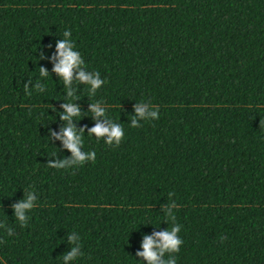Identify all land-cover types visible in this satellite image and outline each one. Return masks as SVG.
I'll use <instances>...</instances> for the list:
<instances>
[{"label":"trees","instance_id":"obj_1","mask_svg":"<svg viewBox=\"0 0 264 264\" xmlns=\"http://www.w3.org/2000/svg\"><path fill=\"white\" fill-rule=\"evenodd\" d=\"M66 30L84 61L67 87ZM67 102L94 161L51 135ZM97 122L122 126L119 145L89 135ZM174 224L165 260L264 264V0H0V264H148L143 238Z\"/></svg>","mask_w":264,"mask_h":264},{"label":"clouds","instance_id":"obj_2","mask_svg":"<svg viewBox=\"0 0 264 264\" xmlns=\"http://www.w3.org/2000/svg\"><path fill=\"white\" fill-rule=\"evenodd\" d=\"M64 39L58 40L56 42V55L52 57L56 61L53 65L52 71L60 77L67 87L73 81V69H78L81 64L84 63L81 54L78 51H73L74 44L68 39L71 36V32L66 30L63 33ZM42 56V54H41ZM40 75L42 77H47V69L40 67ZM76 79L90 85L91 89L95 91L103 83L98 78H93L91 75L86 74L84 71H78ZM37 91L43 90L42 84H37ZM25 90L27 92V85H25ZM29 95L31 93H28ZM67 96H72L71 89L68 90ZM64 109V112L61 114V119L69 121L68 125L62 128L61 132L51 133L52 136L63 141L64 147L69 149L72 153V156L75 161L84 162L85 160H95V152L89 151L87 153L81 152L79 146L82 144L81 136L77 134L74 126L71 124V118L73 116L79 117L80 112L79 108L70 103H64L61 105ZM91 111L95 116H103L105 114V108L101 107L99 103H92L90 105ZM135 110L137 115L147 118L151 117L152 119H158V109L146 112L145 108L136 105ZM133 127H139L136 120H132ZM81 132L83 129L80 130ZM89 135L94 134L96 138L106 137V144L119 145L121 137L124 135L123 128L120 124L108 123L106 126L103 123L97 122L94 127L88 129ZM49 167L60 168L62 165L60 163L49 164ZM35 197L29 193L27 198L19 203L14 204L12 207L14 209L15 215L18 217L21 222V226L24 225L25 216L24 210L33 208V201ZM176 205H171L170 207H175ZM172 221H175V216L169 213L167 216ZM180 232V225L174 224L170 230L165 229L163 231L154 232L151 236H145L142 241L143 251L137 252L136 255L143 257L148 264H176V258L172 256L170 259H163L165 253H176L179 251L181 244L183 243L182 239L179 237L178 233ZM10 234V233H9ZM70 241L74 240L75 237H69ZM78 253L77 248H73L64 259L74 258Z\"/></svg>","mask_w":264,"mask_h":264}]
</instances>
